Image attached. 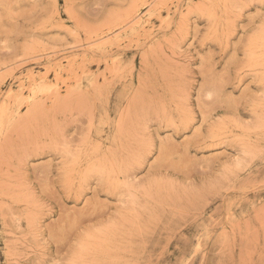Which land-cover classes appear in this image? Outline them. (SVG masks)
I'll use <instances>...</instances> for the list:
<instances>
[{"label": "rangeland", "instance_id": "1", "mask_svg": "<svg viewBox=\"0 0 264 264\" xmlns=\"http://www.w3.org/2000/svg\"><path fill=\"white\" fill-rule=\"evenodd\" d=\"M263 40L264 0H0V264H264Z\"/></svg>", "mask_w": 264, "mask_h": 264}, {"label": "bare ground", "instance_id": "2", "mask_svg": "<svg viewBox=\"0 0 264 264\" xmlns=\"http://www.w3.org/2000/svg\"><path fill=\"white\" fill-rule=\"evenodd\" d=\"M145 27H146V26H145ZM263 41H264V40H263ZM263 41H262V42H263ZM255 44H256V43H255ZM258 48H260V47H258ZM260 49H261V48H260ZM39 89H40V88H39ZM40 90H41V89H40ZM40 90L36 91V90H33V89H32V90H31V92H32L31 94L34 95V94L36 93V94L38 95L39 92H42V90H41V91H40ZM43 91H44V89H43ZM7 94H8V93H7ZM36 94H35V95H36ZM10 95H11V94H10ZM10 95H9V96H10ZM32 95H31V96H32ZM35 95H34V96H35ZM9 96H8V97L6 96V97L8 98V100L11 99V97H9ZM7 98H6V99H7ZM32 98H33V97H32ZM15 99H16V98H15ZM15 99H14V100H15ZM27 100H28V99H27ZM29 100H30V102H31L32 99H29ZM29 100H28V101H29ZM2 102H3V101H2ZM6 102H7V101H6ZM16 102H17V101H14V104H15V105H12V106L8 105V102H7V104H3L2 106L0 105V106H1V107H0V130L3 128L4 124L6 123V120H7L9 117H11L12 115H14V113L16 112V109L18 108V107L16 106ZM3 103H4V102H3ZM20 103H21V102H20ZM23 103H24V101H23ZM25 103H26V101H25Z\"/></svg>", "mask_w": 264, "mask_h": 264}]
</instances>
